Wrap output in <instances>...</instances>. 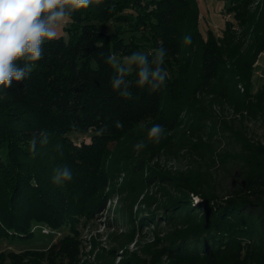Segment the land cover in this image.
<instances>
[{"label":"trees","instance_id":"obj_1","mask_svg":"<svg viewBox=\"0 0 264 264\" xmlns=\"http://www.w3.org/2000/svg\"><path fill=\"white\" fill-rule=\"evenodd\" d=\"M200 1L91 0L61 23L65 34L43 45L36 67L0 85V238L27 237L34 225L76 232L80 218L93 219L106 198L132 187L115 181L131 170L133 154L146 172L138 183L178 191L160 206L161 218L149 219L174 227L161 251L171 264H264V79L253 89L264 0H226L219 33L201 23ZM160 47L164 85L139 87L133 64L124 79L131 98L112 88L118 73L107 56L151 53V69ZM154 124L163 126L159 142L148 136ZM82 135L89 142L77 140ZM222 139L230 150L215 152L211 145ZM172 148L217 157L226 190L197 166L171 172L150 163ZM65 167L71 181L62 179ZM72 239L0 251V264H73Z\"/></svg>","mask_w":264,"mask_h":264},{"label":"rangeland","instance_id":"obj_2","mask_svg":"<svg viewBox=\"0 0 264 264\" xmlns=\"http://www.w3.org/2000/svg\"><path fill=\"white\" fill-rule=\"evenodd\" d=\"M227 5L226 0H201L199 17L201 23L211 26L215 33H219V24L229 18V14L224 11ZM64 35L61 24L57 27V35ZM264 79V52H262L256 62L253 73V89H255ZM77 140L89 142L87 135L79 136ZM226 140L222 139L218 143L211 145L215 152L230 150ZM130 155V154H129ZM127 162L130 164L129 172L121 170L116 178V186H126L127 183L133 187H127L124 193H118L114 199H105L104 206L95 213L93 219L84 220L80 218L76 225V232L72 233L69 226L64 224L57 230H52L46 226L34 225L32 232L27 237H2L0 238V251H21L25 249L46 250L52 243L68 234H73L72 248L73 264H171V260L161 252L164 248V240H168L175 231L173 226L162 223L153 226L149 219L162 212V206L170 197L178 196V191L171 186H162L160 183L152 185L138 183L139 178L146 176L145 171L137 169L138 160L132 154ZM217 157L211 161L208 158L198 159L183 149H170L166 154L153 158L150 163L156 162L160 167L172 171H186L191 166L198 167L200 171L209 172L215 176L224 188V192L229 180L217 164ZM126 164V163H125ZM124 164V165H125ZM128 166V165H125ZM134 166V168H133ZM146 170V169H145ZM114 185V181L111 185ZM106 189H104V192ZM195 206L199 200L197 196H192ZM144 210V211H143ZM155 210H158L154 212ZM127 218L125 214H129ZM161 215L154 219L161 218ZM114 218L116 221L109 225L107 220ZM144 220L141 221L140 218ZM144 222V223H141ZM144 224V226H143ZM130 226V227H128ZM137 226L139 229H137ZM143 226V227H142ZM50 230L49 233L42 232V229ZM178 228V226L176 227ZM163 240V241H162ZM157 258L152 259V254ZM3 261V263L7 262ZM56 264H65L57 262Z\"/></svg>","mask_w":264,"mask_h":264},{"label":"clouds","instance_id":"obj_3","mask_svg":"<svg viewBox=\"0 0 264 264\" xmlns=\"http://www.w3.org/2000/svg\"><path fill=\"white\" fill-rule=\"evenodd\" d=\"M90 4L91 0H0V85L10 86L13 79L20 81L36 67L37 62L43 59V45L57 37L59 24L66 23L76 10L86 9ZM183 42L191 44L192 37L186 35ZM153 51L156 53L152 62L155 67L151 69L148 62L151 53L146 55L137 51L122 58L115 54L107 56L106 63L118 73L117 78L111 81L112 88L120 90L121 96L131 98L124 79L132 72L133 64L139 69V87L148 84L155 91L164 85L169 75L166 69L160 67L164 63L165 51L163 47ZM116 126L120 128L122 124L117 122ZM162 129V125L154 124L148 136L159 142L158 134ZM97 135L100 133L97 132ZM61 176L64 181L72 180V173L67 167Z\"/></svg>","mask_w":264,"mask_h":264},{"label":"built area","instance_id":"obj_4","mask_svg":"<svg viewBox=\"0 0 264 264\" xmlns=\"http://www.w3.org/2000/svg\"><path fill=\"white\" fill-rule=\"evenodd\" d=\"M42 232H44V233H49L50 232V230H47V229H42Z\"/></svg>","mask_w":264,"mask_h":264}]
</instances>
